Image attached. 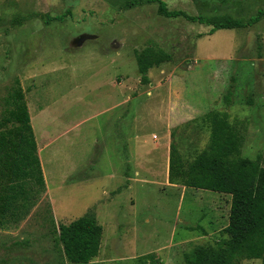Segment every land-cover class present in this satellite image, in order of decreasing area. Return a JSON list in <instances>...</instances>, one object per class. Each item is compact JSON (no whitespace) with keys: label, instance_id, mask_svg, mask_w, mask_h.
<instances>
[{"label":"rangeland","instance_id":"1","mask_svg":"<svg viewBox=\"0 0 264 264\" xmlns=\"http://www.w3.org/2000/svg\"><path fill=\"white\" fill-rule=\"evenodd\" d=\"M163 1L189 15L259 18L209 34L160 15L156 1L0 0V115L18 79L45 181L25 216L0 226V264H72L56 231L85 214L103 227L88 264H149L139 260L149 253L183 264L226 237L230 197L169 184L163 139L189 162L208 146L209 115L224 113L243 135L241 156L264 166V0ZM149 46L171 60L141 83L134 54Z\"/></svg>","mask_w":264,"mask_h":264},{"label":"trees","instance_id":"2","mask_svg":"<svg viewBox=\"0 0 264 264\" xmlns=\"http://www.w3.org/2000/svg\"><path fill=\"white\" fill-rule=\"evenodd\" d=\"M158 13L167 18L182 16L190 22L220 29L244 28L257 22L255 15L244 22L232 17L189 15L169 10L163 0ZM260 14V13H258ZM58 16L57 19H61ZM140 82L148 81V70L169 62L171 55L156 47L135 51ZM210 136L206 149L186 162L171 141L167 181L183 187L230 195L228 222L221 229L226 237L205 246H195L183 254V264H239L264 257V166L241 156L243 135L224 113L209 115ZM20 81L15 79L2 99L0 115V226L20 221L44 191L45 182L37 154L36 140ZM55 243L67 261L88 264L97 256L103 227L90 214L68 224H59ZM158 263L153 253L139 257Z\"/></svg>","mask_w":264,"mask_h":264},{"label":"crops","instance_id":"3","mask_svg":"<svg viewBox=\"0 0 264 264\" xmlns=\"http://www.w3.org/2000/svg\"><path fill=\"white\" fill-rule=\"evenodd\" d=\"M86 36V35H85ZM90 36H92V35H90ZM94 38H95V36H93ZM117 85H120V79L119 78H117V83H116ZM120 94H121V99H122V96L125 94L124 92L122 93V92H120ZM122 102H123V100H121V104H122ZM116 106H118V105H116ZM171 107V106H170ZM106 112V111H105ZM31 122V121H30ZM32 126V125H31ZM33 129V128H32ZM34 133V132H33ZM165 133H166V131H165ZM35 136V135H34ZM155 139H156V137H155ZM36 140V139H35ZM164 141H163V146H162V149H163V155L161 156V161L163 160V164H160V166L162 167V169H164V171H165V173H164V176L165 175H167V173H168V157H169V146H170V143H171V140H170V133H167V134H165L164 135V139H163ZM47 144V143H46ZM36 146H37V154H38V157H39V154H40V152L42 151L41 149H42V147H38V143L36 142ZM44 146H45V143H44ZM44 146H43V148H44ZM39 160H40V157H39ZM40 164H41V162H40ZM41 168H42V166H41ZM42 173H43V171H42ZM45 182V181H44ZM174 185V184H173ZM217 193H219V192H217ZM219 194H222V193H219ZM223 196H229L230 197V195L229 194H222ZM218 196H221V195H218ZM228 222V214H227V216H226V223Z\"/></svg>","mask_w":264,"mask_h":264},{"label":"water","instance_id":"4","mask_svg":"<svg viewBox=\"0 0 264 264\" xmlns=\"http://www.w3.org/2000/svg\"><path fill=\"white\" fill-rule=\"evenodd\" d=\"M88 37H91L90 35H86L85 37H83V38H88Z\"/></svg>","mask_w":264,"mask_h":264},{"label":"bare ground","instance_id":"5","mask_svg":"<svg viewBox=\"0 0 264 264\" xmlns=\"http://www.w3.org/2000/svg\"><path fill=\"white\" fill-rule=\"evenodd\" d=\"M37 129V128H36ZM43 162V161H42Z\"/></svg>","mask_w":264,"mask_h":264}]
</instances>
